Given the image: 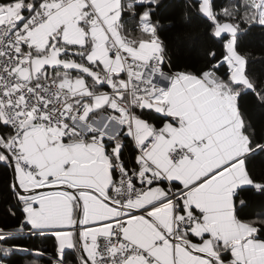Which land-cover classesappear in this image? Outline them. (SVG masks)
Returning a JSON list of instances; mask_svg holds the SVG:
<instances>
[{"label": "snow or ice", "instance_id": "snow-or-ice-1", "mask_svg": "<svg viewBox=\"0 0 264 264\" xmlns=\"http://www.w3.org/2000/svg\"><path fill=\"white\" fill-rule=\"evenodd\" d=\"M179 6L0 0V264H264V0Z\"/></svg>", "mask_w": 264, "mask_h": 264}, {"label": "trees", "instance_id": "trees-1", "mask_svg": "<svg viewBox=\"0 0 264 264\" xmlns=\"http://www.w3.org/2000/svg\"><path fill=\"white\" fill-rule=\"evenodd\" d=\"M180 0H166V7L161 10L162 23L165 25L163 33L169 47L178 49L177 58L181 62L194 61L198 55L197 42L193 37L194 28H185L180 25ZM172 23V27H169ZM242 42L249 48L259 49L264 46V33L255 30L242 37ZM257 73L264 72V65L257 63ZM253 119L257 122H264V114L259 112L252 113ZM9 203L4 177L0 175V216L6 212ZM39 244V241H37ZM25 257H14V264H22Z\"/></svg>", "mask_w": 264, "mask_h": 264}]
</instances>
